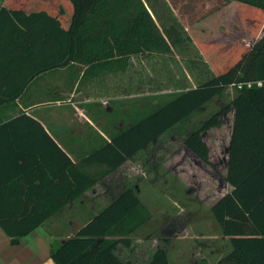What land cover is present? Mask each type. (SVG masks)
<instances>
[{
	"label": "trees",
	"instance_id": "1",
	"mask_svg": "<svg viewBox=\"0 0 264 264\" xmlns=\"http://www.w3.org/2000/svg\"><path fill=\"white\" fill-rule=\"evenodd\" d=\"M71 2L70 26L63 13L59 19L46 12L2 8L0 37L17 42L11 46L15 64L8 67L29 70V81L43 71L80 64L82 76L90 80L107 70H122L131 54L170 50L177 42L168 43L142 0ZM188 31L214 74L123 127L80 161L39 121L26 113L19 116L34 122L54 148L53 159L49 152L23 158L24 173L42 170L38 184L27 179L22 185L18 172L0 180V226L13 244L233 86L230 105L186 135L185 144L209 162L202 132L219 126L220 115L234 110L226 176L232 190L211 208L230 237L231 250L213 264H264V0H224L190 23ZM24 51L25 56H17ZM89 166L104 167L90 171ZM151 216L135 186L128 185L74 235L59 245L53 242L51 257L55 264H128L117 253L119 245L130 247L132 235ZM145 264L172 263L167 249L158 247Z\"/></svg>",
	"mask_w": 264,
	"mask_h": 264
},
{
	"label": "rangeland",
	"instance_id": "2",
	"mask_svg": "<svg viewBox=\"0 0 264 264\" xmlns=\"http://www.w3.org/2000/svg\"><path fill=\"white\" fill-rule=\"evenodd\" d=\"M142 1L168 43L172 44L176 39L170 50L152 49L131 54L122 70H107L90 80L82 76L84 67L80 64L54 72L53 81H66L69 77L77 82L74 105L84 108L91 102L95 107L108 106L102 108V116L97 121L103 129L98 128V133L93 128L101 143L106 142L110 134L114 136L174 95L196 87L213 71L207 59L205 61L200 54L188 27L224 0ZM235 94L236 89L230 86L215 96L204 109L164 133L99 181L95 193L105 192V196L99 195L104 198H99L92 205L86 194L83 201L77 199L72 206L57 213L47 222L46 228L57 234L71 230L74 235L124 187L134 185L152 216L132 235L130 247L119 245L117 253L120 257L129 264H145L158 247H164L172 264H193L202 260L206 255L203 252L205 248L217 247L211 239L213 236H208L217 229L211 206L232 190L226 176L234 110L220 115L222 123L219 126L202 132V138L210 149L209 162L201 161L193 154L185 144V137L199 128L211 114L230 105ZM84 114L87 115V111L84 110ZM103 167L89 166L88 170L96 171ZM60 242L57 240V245Z\"/></svg>",
	"mask_w": 264,
	"mask_h": 264
},
{
	"label": "crops",
	"instance_id": "3",
	"mask_svg": "<svg viewBox=\"0 0 264 264\" xmlns=\"http://www.w3.org/2000/svg\"><path fill=\"white\" fill-rule=\"evenodd\" d=\"M2 8L16 9L26 14L46 12L59 19H61L60 14L63 13L66 26H70V18L74 13L71 0H0V11ZM13 43L17 42L0 37V180L18 172L17 176L22 177L20 182L22 185L26 184L27 179L34 180V184H38L39 180H35L38 171L42 170H29L28 173L27 171L24 173V168L21 167L24 163L23 158H27V156L40 158L42 154L49 152L48 154L53 159L52 150L54 147L38 130L34 122L28 118H19V116L26 113L39 121L51 133L56 142L75 161H78L87 155L84 153L86 150L102 144L96 131L98 128H103L97 121L102 116L100 114L103 111L102 108L106 109L108 106L98 104L99 106L95 107L91 102H88L89 104L83 108L73 104V97L78 88L77 82L69 77L66 81L52 80L56 70L69 69V66L43 71L28 81L29 70L11 69L7 66L14 63L11 61ZM25 54L26 51L18 53L17 56H25ZM200 54L206 61L201 50ZM212 73L213 71L210 76L213 75ZM52 84L53 86H51ZM84 110L87 111V115L84 114ZM93 128L97 130L95 131ZM112 136L110 134L108 140ZM7 161L11 168H6ZM98 184L99 182L78 199L83 201L85 199L83 197L87 194V198L93 201L90 203L95 205L99 198H104L99 195H106L105 192L95 193ZM76 200L63 209L72 206ZM214 204L215 202L212 206ZM56 214L23 236L17 244L11 242L9 235L0 226V264H55L51 257L52 243L57 240L63 241L72 235L71 230L57 234L56 231H49L46 228L47 222ZM94 214L96 215V213ZM215 221L217 229L208 233V236H213L211 239L217 244V247L205 248L203 252L206 255L201 258L209 264L217 262L231 250L230 237L223 233L220 224L216 219ZM207 255L209 256L207 257ZM198 261L201 260H196L193 264Z\"/></svg>",
	"mask_w": 264,
	"mask_h": 264
},
{
	"label": "flooded vegetation",
	"instance_id": "4",
	"mask_svg": "<svg viewBox=\"0 0 264 264\" xmlns=\"http://www.w3.org/2000/svg\"><path fill=\"white\" fill-rule=\"evenodd\" d=\"M191 150V149H190ZM192 151V150H191ZM193 152V151H192ZM193 154H195L194 152H193ZM196 155V154H195ZM197 156V155H196ZM198 157V156H197ZM199 158V157H198ZM200 159V158H199ZM201 161H202V159H200Z\"/></svg>",
	"mask_w": 264,
	"mask_h": 264
}]
</instances>
